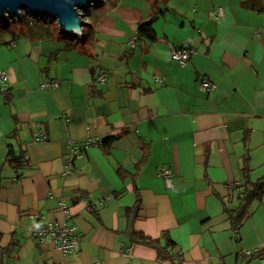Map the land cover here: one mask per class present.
<instances>
[{
	"label": "crops",
	"instance_id": "obj_1",
	"mask_svg": "<svg viewBox=\"0 0 264 264\" xmlns=\"http://www.w3.org/2000/svg\"><path fill=\"white\" fill-rule=\"evenodd\" d=\"M247 1L176 10L178 0L163 9L160 0H104L86 15L83 42L44 23L0 32L9 79L0 91V264H264V200L238 242L225 211L264 178V0ZM220 6L225 19L215 21L210 11ZM151 20L153 41L139 33ZM170 42L195 49L188 64L172 60ZM100 71L108 81L96 86ZM204 78L217 88L201 92ZM46 80L59 87L42 89ZM89 137L94 145L64 176L68 139L83 147ZM23 154L29 163H19ZM166 164L172 190L159 176ZM62 201L78 255L33 236L63 221ZM132 228L167 234L161 246L173 241L181 261L134 243ZM248 250L262 256L240 258Z\"/></svg>",
	"mask_w": 264,
	"mask_h": 264
},
{
	"label": "built area",
	"instance_id": "obj_2",
	"mask_svg": "<svg viewBox=\"0 0 264 264\" xmlns=\"http://www.w3.org/2000/svg\"><path fill=\"white\" fill-rule=\"evenodd\" d=\"M210 18L215 21H221L225 19V10L222 6L216 7L210 11ZM130 46H136V39H132L129 43ZM169 54L173 61H175L180 66H184L189 63L194 54L196 53L195 49L190 46L184 45H175L170 42L169 44ZM108 81V73L106 71H100L95 77V85H106ZM155 81L158 82L161 86L165 85L163 78L157 77ZM0 91H5L9 79L5 71L0 70ZM59 87L58 81L46 80L42 83L41 88L46 90H55ZM216 84L209 79H202L199 83V90L201 92H209L215 90ZM35 142L40 143L45 140L43 134L39 133L35 135ZM40 138V140H38ZM94 143L91 140V137L87 138L83 147L77 146L71 139H68V150L65 155V173L64 176H67L70 170L73 168L75 161L83 158V151L87 148L93 146ZM26 160L29 161V156L26 157ZM159 176L164 180L167 189H174V173L170 165H162L159 169ZM60 210L63 216V221H51L44 225L39 226L33 233V236L40 243H51L55 248L64 255H78L80 252V243L81 239L77 233L78 228L73 225H68L67 221L71 218V212L69 206L64 202H60ZM254 254V251H244L240 253L241 258H250ZM93 264H102L98 261Z\"/></svg>",
	"mask_w": 264,
	"mask_h": 264
},
{
	"label": "trees",
	"instance_id": "obj_3",
	"mask_svg": "<svg viewBox=\"0 0 264 264\" xmlns=\"http://www.w3.org/2000/svg\"><path fill=\"white\" fill-rule=\"evenodd\" d=\"M254 2H255L254 0H249L247 1V4L250 8H254L255 7ZM45 24L50 26L48 22H46ZM139 33L147 36L152 41L155 40L156 36H155V31L153 29V20L140 24ZM85 39H86V36L84 37L83 40H80V41L83 42L85 41ZM119 137L120 136L108 137L104 139V141H102V145L111 146L117 139H119ZM27 156L28 155L23 154L22 155L23 159L19 163L20 164H23V162L29 163V161L26 160ZM16 164H18V162ZM263 200H264V178L260 179L258 182L253 183L251 185H246L245 190L242 189V192L240 195V204L237 209L232 210V209L226 208L225 211L228 215L229 220L232 223V226L235 232L234 238L237 242L240 241L241 227L245 219L250 216L253 204L259 203ZM140 209H141V205L139 202L134 208L130 209V213H128L129 220H130V226H132L134 220L139 217ZM77 233H78V230H77ZM130 234H131L132 241L134 243L145 245V246L155 249L158 252V256L160 259H170V260L178 259L181 261L182 254L176 251V245L173 241L171 240L168 241L166 247L161 246V239H168L167 234L162 235V237L158 239H153V238L148 237L144 233H140L134 230L133 228L131 229ZM260 256L262 255L256 252L250 258H245V259H252V258L260 257Z\"/></svg>",
	"mask_w": 264,
	"mask_h": 264
},
{
	"label": "water",
	"instance_id": "obj_4",
	"mask_svg": "<svg viewBox=\"0 0 264 264\" xmlns=\"http://www.w3.org/2000/svg\"><path fill=\"white\" fill-rule=\"evenodd\" d=\"M101 0H0V21L20 18L21 11L57 22L65 36L81 39L88 10Z\"/></svg>",
	"mask_w": 264,
	"mask_h": 264
},
{
	"label": "rangeland",
	"instance_id": "obj_5",
	"mask_svg": "<svg viewBox=\"0 0 264 264\" xmlns=\"http://www.w3.org/2000/svg\"><path fill=\"white\" fill-rule=\"evenodd\" d=\"M104 0H101V3H103ZM107 1V0H105ZM167 0H160V4H159V7L158 9H163L164 6H168L169 8H173L172 5L175 4V1L177 0H170L171 1V4L169 2H166ZM210 2L211 0H178V5L180 7H176L177 9L176 10H182V9H187V10H192V9H207L210 5ZM101 3H98L97 5H94L92 6L89 10H88V13H87V16L91 13V12H94L96 7H98V5H100ZM166 7V8H168ZM86 17V16H85ZM13 19V20H10L8 23L4 24L2 23V21L0 22V32L4 31V29H10V25H13L14 27H16L18 24L19 25H23V24H30L31 22L32 23H46V22H42V20L40 19H34V18H31V16L25 14V12H22V17L21 19ZM84 21H85V18H84ZM87 23V22H86ZM48 24L50 26H56L58 28V25H57V22L54 21V20H49L48 21ZM18 25V26H19ZM17 26V27H18ZM59 32H60V29H59ZM62 34V32H60ZM85 37V33H84V36L81 37V39L79 40H83ZM35 137V136H34ZM40 140V138L38 139Z\"/></svg>",
	"mask_w": 264,
	"mask_h": 264
},
{
	"label": "bare ground",
	"instance_id": "obj_6",
	"mask_svg": "<svg viewBox=\"0 0 264 264\" xmlns=\"http://www.w3.org/2000/svg\"><path fill=\"white\" fill-rule=\"evenodd\" d=\"M22 12H25V11H21V15H20V18L19 19H21V17H22ZM26 14V13H25ZM30 16V15H29ZM31 18H34V19H40V20H42V22H48L50 19H47V18H43V17H40V16H31ZM17 19V18H16ZM15 20V19H14ZM1 22V21H0ZM9 22V21H8ZM8 22H6V23H8ZM2 23H4V22H2ZM6 23H4V24H6ZM59 29V28H58ZM73 38V37H72Z\"/></svg>",
	"mask_w": 264,
	"mask_h": 264
}]
</instances>
